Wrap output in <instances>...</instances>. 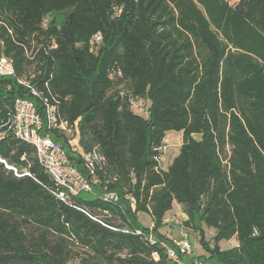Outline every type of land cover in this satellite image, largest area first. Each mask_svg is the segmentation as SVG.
Instances as JSON below:
<instances>
[{
  "label": "trees",
  "instance_id": "16d2710c",
  "mask_svg": "<svg viewBox=\"0 0 264 264\" xmlns=\"http://www.w3.org/2000/svg\"><path fill=\"white\" fill-rule=\"evenodd\" d=\"M2 55L15 74L0 76V264H174L147 239L173 245L160 230L174 204L186 233L214 230L202 263L264 264V0H0ZM33 88L104 157L94 193L71 206L12 130L18 98L45 112ZM135 99L150 100L147 118ZM172 130L183 142L165 170Z\"/></svg>",
  "mask_w": 264,
  "mask_h": 264
},
{
  "label": "built area",
  "instance_id": "2783aa9c",
  "mask_svg": "<svg viewBox=\"0 0 264 264\" xmlns=\"http://www.w3.org/2000/svg\"><path fill=\"white\" fill-rule=\"evenodd\" d=\"M102 40L103 35L99 32L90 42L92 45H98ZM14 74L15 67L12 59L5 55L0 56V76ZM32 92L34 95L44 98L45 112L39 111L32 100L18 98L15 102L13 133L16 137L34 146L39 163L54 181V186L50 191L58 200L71 206L74 204L73 198L81 193H94V184L97 182L95 171L103 164L104 157L97 148L91 151L82 150L78 122L71 124L67 120L61 119L55 104L50 103L48 98L43 97L38 90L33 88ZM51 130L60 131L67 136L72 151L81 156L84 167L92 176L91 178L70 163L64 146L50 135ZM102 198L104 201H119L118 195L114 192H106L102 194ZM134 233L142 235L140 229H136ZM165 236L172 240L173 245H169L163 240L158 241L152 232L147 236V239L151 244L159 243L163 246L174 264H187L180 257L181 255L190 256L191 253L192 248L186 235L181 239H174L170 234ZM153 257L157 260L159 254L155 252Z\"/></svg>",
  "mask_w": 264,
  "mask_h": 264
},
{
  "label": "rangeland",
  "instance_id": "374dc122",
  "mask_svg": "<svg viewBox=\"0 0 264 264\" xmlns=\"http://www.w3.org/2000/svg\"><path fill=\"white\" fill-rule=\"evenodd\" d=\"M235 1L236 0H231L232 3ZM150 105H151L150 100L135 99L133 104H132V108L136 113L147 118L149 115ZM172 132L177 133V131H174V130L168 131L166 133L165 138H167V141L164 142L163 151H162L163 152L162 153L163 160L160 158V161L161 162L163 161L162 166L164 168L167 167V165L172 160V158L176 155V153H178V151L181 147V144L183 142V136H179L178 139L172 141V139H170V135ZM196 137L199 138L200 136L197 135ZM87 193L88 192H83V194H87ZM181 211H182L181 208H176V207L173 208L172 214H171L172 217L170 218L173 227L176 226L175 223L178 220L182 221L178 215V214H180L179 212H181ZM174 215H175V217H174ZM137 216H138L139 221L145 226H148L152 223V219L150 217L151 215L149 213L140 212V213H138ZM182 219H185V217ZM204 231H205L204 235H203V233H200L199 231H192V230L187 231L186 239L188 240V242L190 243L191 248H192L190 256H195L197 258H203V259H206L205 257L209 256L205 246L202 243V238L204 236L205 240L211 246L212 245L211 238H212V235L214 233V230L211 228L204 227ZM174 234L178 236V232H176L175 230H174ZM237 244H238V241L235 237L230 239V240H223L220 243V245L223 249L233 247ZM76 263L77 262H72L71 264H76ZM203 264H216V263H213V261L207 259V260H204Z\"/></svg>",
  "mask_w": 264,
  "mask_h": 264
},
{
  "label": "crops",
  "instance_id": "0c3cea01",
  "mask_svg": "<svg viewBox=\"0 0 264 264\" xmlns=\"http://www.w3.org/2000/svg\"><path fill=\"white\" fill-rule=\"evenodd\" d=\"M179 136H183L182 131H177V133L172 132L171 135H170V139H172V141H173V140L178 139ZM166 141H167V138L164 139V142H166ZM179 151H180V149H179ZM179 151H178V153H176L175 156H177V155L179 154ZM175 156L172 158V160L169 162V164L167 165L166 168H164V167L162 166V162H163V161H162V162L160 161V165H161V167H162L163 169L167 170V168L169 167V165L173 162V159L175 158ZM161 159L163 160V157H162V156H161ZM175 207H176V208H181L180 205H178V204H174L173 208H175ZM172 210H173V209H172ZM172 210L169 211V212L166 214V217H165L166 225L160 230V232H161L163 235L170 234L171 237L174 238V239H181L184 235L187 234V233L184 231L183 227H182V221L184 220V219H182V218H184V217L186 218V215H185V213H183L182 211L179 212L180 214H178V215H179V218H180L182 221L178 220V221L175 223L176 226L173 227L172 222H171V220H170V218L172 217V216H171V214H172ZM150 217H151V216H150ZM174 217H175V215H174ZM151 219H152V217H151ZM152 226H153V220H152V223H151L150 225H148L147 227H152ZM174 230H175L176 232H178V236L174 234ZM188 257H189V256H188ZM190 258H192V260H193L194 262H198V264H203V263H202L197 257H195V256H190Z\"/></svg>",
  "mask_w": 264,
  "mask_h": 264
}]
</instances>
